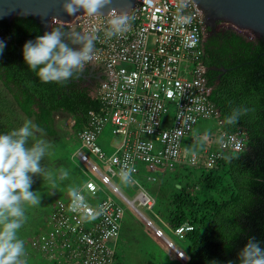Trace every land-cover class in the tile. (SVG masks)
<instances>
[{"label": "built area", "instance_id": "built-area-1", "mask_svg": "<svg viewBox=\"0 0 264 264\" xmlns=\"http://www.w3.org/2000/svg\"><path fill=\"white\" fill-rule=\"evenodd\" d=\"M129 11L134 16L130 30L111 38L105 36L108 13L51 22L52 28L98 37L93 59L84 69L94 68L93 75L101 77L95 89L99 110L88 113V121L75 134L80 148L70 156L84 176L75 190L84 197V207L74 209L71 196L57 201L47 227L27 238L33 250L57 264H115L124 205L143 220L154 238L167 239L162 229L137 211V207L151 211L156 203L137 177L154 185L177 167H198L200 160L206 169H214L246 146V131H225L210 99L213 86L202 61L205 28L197 4L192 0H135ZM181 17H190V22ZM200 121H212L214 128L193 135ZM107 127L112 135L122 136V142L106 158L98 138ZM194 144L200 145L198 152L191 150ZM131 168L135 171L129 183H123L136 190L129 201L111 182L122 183L120 174ZM87 171L97 176L98 183L89 179ZM191 229L186 224L171 234L180 239Z\"/></svg>", "mask_w": 264, "mask_h": 264}, {"label": "trees", "instance_id": "trees-1", "mask_svg": "<svg viewBox=\"0 0 264 264\" xmlns=\"http://www.w3.org/2000/svg\"><path fill=\"white\" fill-rule=\"evenodd\" d=\"M41 35L40 27L29 16L0 21V41L5 43L0 54V87L14 102V108L9 109L33 119L46 135H55L52 122L57 112L72 118V131L76 133L88 121V113L99 110V101L91 96L96 85L92 77L87 78L89 69L74 74L67 82H42L26 66L22 55L23 45ZM202 47L206 78L213 86L210 99L223 129L232 132L243 128L247 142L243 152L228 156L214 169H206L200 160L198 167L185 165L182 171L177 167L160 177V185L169 184L176 176L184 178L180 188H173L161 219L171 230L186 224L192 227L180 238L188 257L185 264H239L238 253L249 237H255L264 247V40H250L231 28L217 29ZM221 68L226 71L213 70ZM5 109L7 106L0 103V110ZM234 109L247 112L236 124L228 125L225 118ZM4 125L0 122V131L10 132ZM199 187L200 198L197 194L192 197L190 191L197 188L200 193ZM161 229L178 239L163 226Z\"/></svg>", "mask_w": 264, "mask_h": 264}, {"label": "clouds", "instance_id": "clouds-1", "mask_svg": "<svg viewBox=\"0 0 264 264\" xmlns=\"http://www.w3.org/2000/svg\"><path fill=\"white\" fill-rule=\"evenodd\" d=\"M110 4L111 0H63L61 10L70 16H76L78 12L83 11L90 17H99L103 16L102 10ZM107 15L110 16L109 27L105 30L107 38L130 30L134 20L131 11L118 13L113 8L108 11ZM180 19L185 23L190 22V17H181ZM97 38L94 34H82L74 29L71 31L61 28L51 29L23 45V60L29 70L34 71L42 82H67L74 74L82 72L85 65L93 59ZM65 40L68 42H64ZM70 45H79L80 47L75 49ZM4 47L5 43L0 41V54ZM87 78L91 77L87 76ZM246 112L247 109H234L230 115L226 116L224 122L234 125ZM37 134L40 136L38 137ZM43 134L44 130L31 120H25L22 126L0 134V264H27L24 259L26 255L25 241L19 237L18 233L27 221L26 206L40 205L39 193L30 190L33 184L32 177L44 174V178L49 179L41 166V161L50 148V144L41 138ZM133 171L135 168L120 174L122 183H129ZM63 175L66 178L67 172H64ZM52 187H56V185L53 184ZM70 196L71 206L74 209L84 207L81 203L84 200L82 195L75 190H70ZM163 228L171 233L168 226ZM119 240L117 239L116 247ZM157 240L163 241L177 260L184 261L183 264L187 262V254L181 247H175L168 239ZM28 243L32 249L29 240ZM176 251L183 255L178 256ZM237 259L239 264H264V247L255 237H249L244 247L239 251Z\"/></svg>", "mask_w": 264, "mask_h": 264}, {"label": "rangeland", "instance_id": "rangeland-1", "mask_svg": "<svg viewBox=\"0 0 264 264\" xmlns=\"http://www.w3.org/2000/svg\"><path fill=\"white\" fill-rule=\"evenodd\" d=\"M216 28L226 29L230 27L225 24L218 23ZM241 34L248 39L253 40V37L250 34ZM0 91L4 92V94L1 92L2 96H0V103L7 106V109L0 110V122L3 124L5 123L4 126H9V131L22 126L25 120H31L33 122V119L25 117L18 110L11 111L9 108H14V102L11 101L10 96L5 94V91L1 87ZM94 95L95 91L92 93V96ZM53 117L52 125L55 135L48 136L44 133L41 137L50 144L48 153L41 161L44 173L48 175L49 179H45L44 174H40L38 177H32L33 184L30 190L40 194V205L26 206L27 221L18 233L19 237L25 241L26 255L24 259L27 264H50L49 260L48 263L45 262V259H43L39 253L33 251L29 247V239L27 238L28 236L33 235V232L36 233L37 231H43L47 223L48 213L55 202L69 197L70 190H75L84 181L79 169L70 158V156L74 155L80 148V143L76 140L74 137L75 133L72 131V118L69 115L61 114V112H57ZM8 121L12 122V124H8ZM213 128L214 124L212 121H200L195 126L193 135L201 134L202 132H209ZM0 134H4V132L0 131ZM37 136L39 137L40 134H37ZM121 142L122 136L112 135L110 127H107L101 137L98 138V145L104 152L106 158L114 152L115 148L120 146ZM187 142L188 141L186 140V145ZM199 148L200 145L194 144L191 150L198 152ZM178 171H182V168ZM64 172H67L66 178L63 175ZM87 173L89 179L98 183L96 175L90 173L89 171H87ZM176 175L180 174L177 172ZM137 181L140 186L151 195L158 193L157 203L151 211L142 207H137V211L145 219L150 220L154 226L159 228L162 226L167 227L168 225L164 224V221L162 222L161 219L165 213L164 206L167 205V202L169 203V197L173 188L175 186L180 188L181 183L184 182V178L177 179L176 176L175 179L173 178L170 180L169 184L167 182L162 183L161 185V180L152 185L151 183H148L145 178L140 176L137 177ZM111 183L116 185L121 194L129 201L135 196L136 190L134 188L125 187L123 183L116 179H113ZM53 184L56 185V187H52ZM200 190V193L197 188L194 189V192L189 191L192 194V197H195L197 194L198 198H200L202 189L200 188ZM124 209L125 220L123 223L122 235L115 250V264H146L147 261L152 264L184 263V261H179L175 258L174 254L166 247L163 241L154 238L152 232L146 228L143 220L139 218L131 208L124 205ZM164 234L175 247H182V240L173 239L167 232H164Z\"/></svg>", "mask_w": 264, "mask_h": 264}, {"label": "water", "instance_id": "water-1", "mask_svg": "<svg viewBox=\"0 0 264 264\" xmlns=\"http://www.w3.org/2000/svg\"><path fill=\"white\" fill-rule=\"evenodd\" d=\"M197 4L203 15L205 28L204 40L216 31L218 23L232 28L238 33H248L253 39L264 40V0H192ZM63 0H0V21H11L15 17H31L40 27L41 34L52 29L51 22H71L75 16L64 14L61 10ZM135 0H111V4L102 10L106 15L110 9L129 11ZM84 14L80 11L76 14ZM66 42V40L64 41ZM94 68L90 69L93 76ZM220 73L226 70L213 69ZM101 80V77H98ZM99 80V81H100ZM220 75L216 79V84Z\"/></svg>", "mask_w": 264, "mask_h": 264}, {"label": "flooded vegetation", "instance_id": "flooded-vegetation-1", "mask_svg": "<svg viewBox=\"0 0 264 264\" xmlns=\"http://www.w3.org/2000/svg\"><path fill=\"white\" fill-rule=\"evenodd\" d=\"M227 29V28H226ZM217 30V29H216ZM225 30V29H224ZM67 41V40H66ZM68 42V41H67ZM66 42V43H67ZM71 47L75 48V49H78L80 46L79 45H70ZM84 71V69H83ZM88 77L90 76V73H88ZM92 82L94 83V85H98V76L94 75L92 76Z\"/></svg>", "mask_w": 264, "mask_h": 264}]
</instances>
